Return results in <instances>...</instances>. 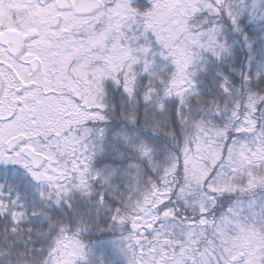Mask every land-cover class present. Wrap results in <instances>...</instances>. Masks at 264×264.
Masks as SVG:
<instances>
[{"label":"snow or ice","instance_id":"snow-or-ice-1","mask_svg":"<svg viewBox=\"0 0 264 264\" xmlns=\"http://www.w3.org/2000/svg\"><path fill=\"white\" fill-rule=\"evenodd\" d=\"M0 264H264V0H0Z\"/></svg>","mask_w":264,"mask_h":264}]
</instances>
